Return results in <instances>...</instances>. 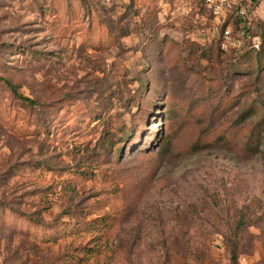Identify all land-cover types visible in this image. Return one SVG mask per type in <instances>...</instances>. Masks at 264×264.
I'll return each mask as SVG.
<instances>
[{"label": "rangeland", "instance_id": "rangeland-1", "mask_svg": "<svg viewBox=\"0 0 264 264\" xmlns=\"http://www.w3.org/2000/svg\"><path fill=\"white\" fill-rule=\"evenodd\" d=\"M209 19L0 0V77L40 101L0 80V264H264V48Z\"/></svg>", "mask_w": 264, "mask_h": 264}, {"label": "built area", "instance_id": "built-area-1", "mask_svg": "<svg viewBox=\"0 0 264 264\" xmlns=\"http://www.w3.org/2000/svg\"><path fill=\"white\" fill-rule=\"evenodd\" d=\"M209 26L224 50H260L263 36L254 24L264 21V0H203ZM256 22V23H254Z\"/></svg>", "mask_w": 264, "mask_h": 264}, {"label": "trees", "instance_id": "trees-1", "mask_svg": "<svg viewBox=\"0 0 264 264\" xmlns=\"http://www.w3.org/2000/svg\"><path fill=\"white\" fill-rule=\"evenodd\" d=\"M263 48H264V46L260 50H248L246 52L247 53L253 52V51L262 52ZM0 80H4L10 86V88L13 91V93L15 95H17L18 97H20L22 100L27 101L30 104H40L39 100L32 99V98L24 96L22 93H20L18 88H17V86L15 84L11 83L8 79L0 77ZM34 220H36V218H34ZM232 258H233V260L236 259V247L233 248V256H232Z\"/></svg>", "mask_w": 264, "mask_h": 264}]
</instances>
